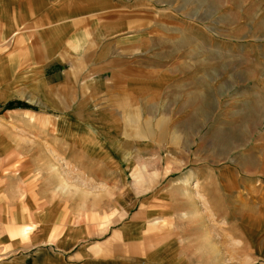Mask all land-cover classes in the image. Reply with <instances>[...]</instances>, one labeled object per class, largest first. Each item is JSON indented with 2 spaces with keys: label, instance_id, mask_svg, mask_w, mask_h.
<instances>
[{
  "label": "rangeland",
  "instance_id": "1",
  "mask_svg": "<svg viewBox=\"0 0 264 264\" xmlns=\"http://www.w3.org/2000/svg\"><path fill=\"white\" fill-rule=\"evenodd\" d=\"M170 2L168 50L175 65L179 61L181 84L153 115L143 118L140 109L121 114L128 145L108 144V130L100 138L92 128L56 130L120 176L74 170L57 181L55 189L65 190L66 182L73 191L68 198L57 192L58 198L73 203L22 209L6 233L11 244H20L0 239V264H264V0ZM14 113L34 121L32 113ZM7 118L0 107V119ZM9 145L0 140L4 163ZM126 152L129 170L120 162ZM145 161L153 174L143 186L133 173ZM121 169L131 176L125 179ZM123 183L135 199L129 191L124 196ZM192 183L197 189L188 195ZM5 208L16 217V207ZM21 225L31 228L26 240L16 235ZM58 226L63 232L52 241ZM45 254L56 260H42Z\"/></svg>",
  "mask_w": 264,
  "mask_h": 264
},
{
  "label": "crops",
  "instance_id": "2",
  "mask_svg": "<svg viewBox=\"0 0 264 264\" xmlns=\"http://www.w3.org/2000/svg\"><path fill=\"white\" fill-rule=\"evenodd\" d=\"M171 8L170 0H0V107L8 115L0 119V140L11 144L5 163L0 158L5 168H0V208L5 211L0 214L5 217L0 218L2 241L20 244H11L6 233L22 209L42 208L47 202L66 206L57 192L68 198L73 191L66 182L65 190L55 189V183H63L71 171L84 176L119 175L100 156L83 151L77 140L56 130L92 128L99 138L108 130V144L128 145L121 114L140 109L143 118L149 117L147 113L153 115L169 91L181 84L179 59L176 66L168 50ZM14 112L32 113L34 121L30 124ZM109 152L105 148L104 158L111 168ZM132 153L137 154L136 149ZM15 161L18 166L10 168ZM144 163L133 173L142 178L143 186L145 173L153 174ZM121 172L125 179L130 175ZM124 184L121 192L126 196L129 191L135 199L131 185ZM8 206L16 207V217L8 216ZM30 230L21 225L15 232L26 240ZM62 232L61 226L56 227L50 240ZM57 249L61 256L67 251ZM48 256L54 261L48 254L42 260Z\"/></svg>",
  "mask_w": 264,
  "mask_h": 264
},
{
  "label": "bare ground",
  "instance_id": "3",
  "mask_svg": "<svg viewBox=\"0 0 264 264\" xmlns=\"http://www.w3.org/2000/svg\"><path fill=\"white\" fill-rule=\"evenodd\" d=\"M128 155V153H126V155L124 156V159H123V161L128 165V167H130V165H131V163H132V161H129L130 159H128V158H126V156ZM126 158V159H125ZM142 163V162H141ZM143 164V163H142ZM144 164H148V165H150V162H148V163H144ZM129 169V168H128ZM122 170V169H121ZM147 173V172H146ZM146 173H145V177H144V179L147 181V180H149L150 178H151V175H148V176H146ZM197 184L195 183L194 184V186H193V183L192 184H190V186H189V188L186 190L187 192V194L189 195L190 193H192L195 189H197V186H196ZM193 186V187H192Z\"/></svg>",
  "mask_w": 264,
  "mask_h": 264
}]
</instances>
